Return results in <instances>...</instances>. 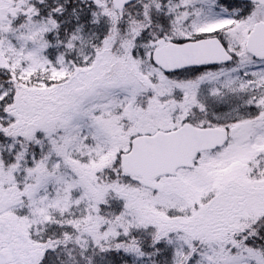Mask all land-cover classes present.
<instances>
[{"label":"snow or ice","instance_id":"1","mask_svg":"<svg viewBox=\"0 0 264 264\" xmlns=\"http://www.w3.org/2000/svg\"><path fill=\"white\" fill-rule=\"evenodd\" d=\"M0 264H264V0H0Z\"/></svg>","mask_w":264,"mask_h":264}]
</instances>
